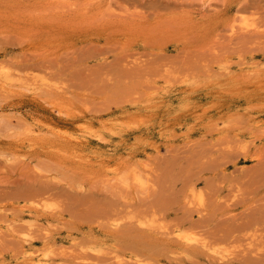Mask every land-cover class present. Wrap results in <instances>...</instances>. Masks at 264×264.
Segmentation results:
<instances>
[{"label": "rangeland", "instance_id": "1", "mask_svg": "<svg viewBox=\"0 0 264 264\" xmlns=\"http://www.w3.org/2000/svg\"><path fill=\"white\" fill-rule=\"evenodd\" d=\"M40 263L264 264V0H0V264Z\"/></svg>", "mask_w": 264, "mask_h": 264}, {"label": "bare ground", "instance_id": "2", "mask_svg": "<svg viewBox=\"0 0 264 264\" xmlns=\"http://www.w3.org/2000/svg\"><path fill=\"white\" fill-rule=\"evenodd\" d=\"M2 76V75H1ZM2 79V78H1ZM6 81V80H5ZM2 82H3V80H2ZM6 83V82H5ZM168 179V178H167ZM144 181V180H143ZM39 257V256H38ZM43 257V256H42ZM36 260H37V257H36ZM41 260V259H40ZM38 261V260H37ZM45 262H46V260H45ZM41 264V263H40Z\"/></svg>", "mask_w": 264, "mask_h": 264}]
</instances>
